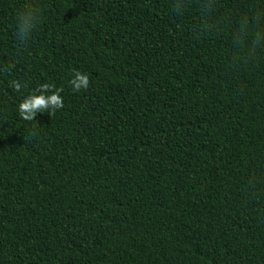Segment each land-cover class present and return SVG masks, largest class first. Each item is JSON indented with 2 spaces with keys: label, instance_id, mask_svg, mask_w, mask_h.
Segmentation results:
<instances>
[{
  "label": "trees",
  "instance_id": "trees-1",
  "mask_svg": "<svg viewBox=\"0 0 264 264\" xmlns=\"http://www.w3.org/2000/svg\"><path fill=\"white\" fill-rule=\"evenodd\" d=\"M257 29L264 0H0V264H264Z\"/></svg>",
  "mask_w": 264,
  "mask_h": 264
},
{
  "label": "clouds",
  "instance_id": "clouds-1",
  "mask_svg": "<svg viewBox=\"0 0 264 264\" xmlns=\"http://www.w3.org/2000/svg\"><path fill=\"white\" fill-rule=\"evenodd\" d=\"M172 10L174 12L181 11L180 8H176L175 6H173ZM37 23V11L31 6L25 7L17 14L14 36L21 45L29 38ZM240 35V33H237V40L240 39ZM246 39L248 48L253 53L264 48V30L257 29L254 33L248 34ZM69 83L73 90L81 91L89 87V77L80 71H73ZM10 86L18 91L23 85L20 81L13 80L10 82ZM62 107L63 100L60 95V89H53L52 85L44 83L24 96L17 104L16 111L18 116L23 120L32 121L37 113L56 111Z\"/></svg>",
  "mask_w": 264,
  "mask_h": 264
}]
</instances>
